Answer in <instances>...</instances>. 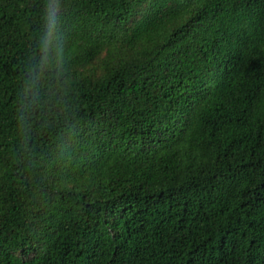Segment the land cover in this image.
Here are the masks:
<instances>
[{
    "label": "trees",
    "instance_id": "1",
    "mask_svg": "<svg viewBox=\"0 0 264 264\" xmlns=\"http://www.w3.org/2000/svg\"><path fill=\"white\" fill-rule=\"evenodd\" d=\"M0 264H264V0H0Z\"/></svg>",
    "mask_w": 264,
    "mask_h": 264
},
{
    "label": "clouds",
    "instance_id": "2",
    "mask_svg": "<svg viewBox=\"0 0 264 264\" xmlns=\"http://www.w3.org/2000/svg\"><path fill=\"white\" fill-rule=\"evenodd\" d=\"M58 10H49L46 23L40 36L38 57L35 66L31 68V75L27 81L25 91L34 97L41 82L50 73L58 74L63 61V46L57 31Z\"/></svg>",
    "mask_w": 264,
    "mask_h": 264
}]
</instances>
